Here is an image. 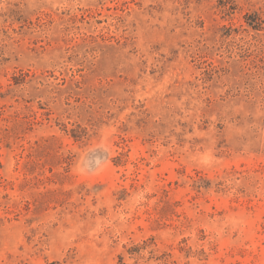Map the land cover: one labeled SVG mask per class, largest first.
Wrapping results in <instances>:
<instances>
[{
  "label": "rangeland",
  "instance_id": "374dc122",
  "mask_svg": "<svg viewBox=\"0 0 264 264\" xmlns=\"http://www.w3.org/2000/svg\"><path fill=\"white\" fill-rule=\"evenodd\" d=\"M0 264H264V0H0Z\"/></svg>",
  "mask_w": 264,
  "mask_h": 264
}]
</instances>
